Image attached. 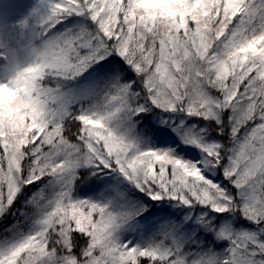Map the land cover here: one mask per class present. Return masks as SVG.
I'll use <instances>...</instances> for the list:
<instances>
[{"label":"snow or ice","instance_id":"6c2138e0","mask_svg":"<svg viewBox=\"0 0 264 264\" xmlns=\"http://www.w3.org/2000/svg\"><path fill=\"white\" fill-rule=\"evenodd\" d=\"M0 264H264V0H0Z\"/></svg>","mask_w":264,"mask_h":264}]
</instances>
